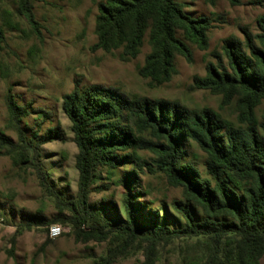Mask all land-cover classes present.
I'll return each instance as SVG.
<instances>
[{
    "label": "trees",
    "instance_id": "obj_1",
    "mask_svg": "<svg viewBox=\"0 0 264 264\" xmlns=\"http://www.w3.org/2000/svg\"><path fill=\"white\" fill-rule=\"evenodd\" d=\"M16 2L37 30L32 1ZM99 11L94 48L107 52L120 49L121 59L127 61L138 56L148 35L151 51L139 74L157 82L172 77L177 54L192 62L185 40L205 48L212 27L209 18L187 13L182 0H106L99 3ZM257 26L258 33L244 31V40L226 38L222 46L225 56L218 55L217 64H208L206 76L194 77L197 88L221 91L227 99L239 96L243 126L208 107L192 109L177 101L130 96L115 87L90 84L80 88L77 84L63 96V110L72 123L78 148V194L70 200H64L51 185L39 159L40 144L28 139L21 126L29 112L11 96L8 108L18 142L1 134L0 147L15 159L19 150L27 152L45 192L71 211L68 220L75 225L89 222V235L97 239L116 233L123 246L143 240L148 243V256L153 247L173 239L202 237L207 254L199 264H257L264 256V122L261 133L254 109L264 99V15L257 19ZM3 41L0 25V49ZM55 132L53 137H60L59 131ZM46 135L43 141H50L52 136ZM188 141L196 142L206 153L210 178H203L193 162L184 161ZM140 150L156 156L155 168ZM125 163L133 165L120 177L126 191L125 218L111 220L90 205L89 186L98 167L113 170ZM144 166L163 172L170 185L182 187L186 203L174 202L185 222L179 229L172 228L166 217L162 222L155 217L140 221L132 191L134 184H139L136 171ZM191 205L203 213L202 219H196ZM33 224L43 225L44 221L34 220ZM113 255L101 257L95 264H111Z\"/></svg>",
    "mask_w": 264,
    "mask_h": 264
},
{
    "label": "rangeland",
    "instance_id": "obj_2",
    "mask_svg": "<svg viewBox=\"0 0 264 264\" xmlns=\"http://www.w3.org/2000/svg\"><path fill=\"white\" fill-rule=\"evenodd\" d=\"M31 1L37 30L16 0H0V25L4 30L0 49V135L18 142L8 108L11 96L17 105L27 108L29 114L22 118L21 126L28 139L40 144V162L64 200L76 199L78 194V148L72 123L63 110V96L77 84L80 88L90 84L115 87L130 96L177 101L192 109L208 107L237 126L245 125L239 96L227 99L221 91L197 88L194 77L206 76L208 64H217L218 55L225 56L222 46L226 38L244 40L245 30L259 32L257 19L264 15V0H182L187 13L209 18L212 27L207 31L205 48L185 40L193 61L177 54L175 72L163 82L139 74L151 51L148 35L138 56L127 61L121 59L120 49L107 52L94 48L99 3L106 0ZM254 111L263 133L264 99ZM55 129L60 137H53ZM43 135L52 137L43 141ZM184 147L188 150L184 161L193 162L203 178H210L206 153L194 141ZM16 154L15 159L0 147V264H95L109 254H114L111 264H199L206 257L202 237L173 239L153 247L147 256L148 243L143 240L123 246L116 233L104 240L89 235L91 224L75 225L68 220L71 211L58 205L41 187L29 164V154L20 150ZM139 154L156 167L152 152L140 150ZM130 168V163L113 170L98 167L89 186L90 205L111 220L125 218L126 191L120 177ZM136 172L139 184H134L132 193L136 194L140 221L155 217L162 222L166 217L172 228L182 227L184 219L174 205L176 201L186 203L182 187L170 185L161 171L144 166ZM190 207L196 219L203 218L198 208ZM34 220L44 224H33ZM51 225L61 227L59 236L50 238ZM257 264H264V256Z\"/></svg>",
    "mask_w": 264,
    "mask_h": 264
},
{
    "label": "built area",
    "instance_id": "obj_3",
    "mask_svg": "<svg viewBox=\"0 0 264 264\" xmlns=\"http://www.w3.org/2000/svg\"><path fill=\"white\" fill-rule=\"evenodd\" d=\"M62 232V229L60 226H57V225H51L49 227V230H48V234L50 236V238H55L57 236H59Z\"/></svg>",
    "mask_w": 264,
    "mask_h": 264
}]
</instances>
